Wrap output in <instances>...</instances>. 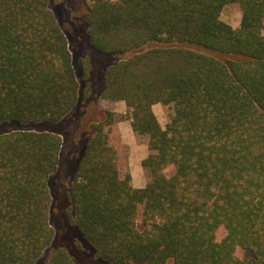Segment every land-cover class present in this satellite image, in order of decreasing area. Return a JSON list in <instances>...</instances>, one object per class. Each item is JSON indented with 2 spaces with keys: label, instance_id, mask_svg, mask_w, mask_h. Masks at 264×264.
<instances>
[{
  "label": "trees",
  "instance_id": "obj_1",
  "mask_svg": "<svg viewBox=\"0 0 264 264\" xmlns=\"http://www.w3.org/2000/svg\"><path fill=\"white\" fill-rule=\"evenodd\" d=\"M82 1L91 48L114 58L100 96L124 101L150 180L132 185L112 111L59 124L79 83L48 0H0V264H37L55 242L49 178L82 133L68 216L95 260L264 264V0ZM228 4L237 28L220 19ZM44 264L79 263L55 245Z\"/></svg>",
  "mask_w": 264,
  "mask_h": 264
},
{
  "label": "rangeland",
  "instance_id": "obj_2",
  "mask_svg": "<svg viewBox=\"0 0 264 264\" xmlns=\"http://www.w3.org/2000/svg\"><path fill=\"white\" fill-rule=\"evenodd\" d=\"M48 6L66 36L72 57V65L79 83L78 101L72 111L59 124L72 129L75 126L77 127L80 121V129H82V126L86 127L91 120H99L105 111H112L118 129L121 128V130L119 129L121 144L127 148L125 160L127 161L130 174L132 171L134 176L138 177L139 174L146 173L150 179V172L141 164V161L147 155V148L145 145L142 146L143 144L136 143L135 139L134 141L131 139L134 136L124 101H110L100 96L106 63L107 61H113L114 58L100 55L91 48L87 38L89 25L86 18L87 4L82 0H48ZM220 19L230 24L233 28H237L241 19L240 10L235 4H228L222 9ZM85 55L89 56L91 64L90 90H85L82 79V59ZM152 110L160 125L164 127L166 118L161 105L159 103L154 104ZM49 124L51 123L44 122L42 127L46 128ZM27 126L23 125L24 128ZM52 126L53 124L50 125L51 128ZM90 138L89 133L80 134L77 139L78 144L75 145L74 143L75 146L72 145L67 152L61 155L57 171L50 175L49 188L52 197L49 212L56 238L55 242L45 248L37 264L46 262L49 253L55 245H65L79 264H85V257L83 254H78L76 244H79L84 254L90 258L91 264H108L94 259L93 249L85 242L77 227L69 219V216L73 217L74 214L71 190L76 177L77 165ZM143 154L144 158H142ZM224 233L225 230L221 227L218 230V235L222 236ZM236 253L239 256L242 255L241 250H237Z\"/></svg>",
  "mask_w": 264,
  "mask_h": 264
},
{
  "label": "crops",
  "instance_id": "obj_3",
  "mask_svg": "<svg viewBox=\"0 0 264 264\" xmlns=\"http://www.w3.org/2000/svg\"><path fill=\"white\" fill-rule=\"evenodd\" d=\"M121 130V128H119ZM132 141H134V137L131 138ZM131 143V142H130ZM144 146V145H142ZM140 149V148H139ZM141 150V149H140ZM143 151V150H142ZM147 152V150H146ZM146 156V155H145ZM144 154L142 156V158L145 157ZM131 175H132V183H133V186L136 187V188H139V187H143L146 185L147 182H149V178L147 177V174L146 173H141L138 175V177H135L134 174L132 173L131 171Z\"/></svg>",
  "mask_w": 264,
  "mask_h": 264
}]
</instances>
